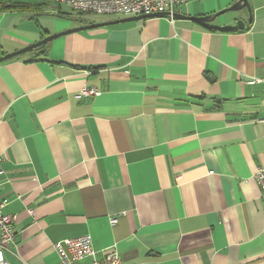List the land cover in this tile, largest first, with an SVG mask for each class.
Wrapping results in <instances>:
<instances>
[{
    "label": "crops",
    "instance_id": "crops-1",
    "mask_svg": "<svg viewBox=\"0 0 264 264\" xmlns=\"http://www.w3.org/2000/svg\"><path fill=\"white\" fill-rule=\"evenodd\" d=\"M235 1L186 0L173 21L75 31L0 62L10 264H57L54 244L82 235L122 264H264V195L253 178L264 166V0H248L251 18L246 8L198 18ZM34 3L55 16L19 34L1 13L0 57L130 17L76 22L62 5ZM91 87L99 93L78 96Z\"/></svg>",
    "mask_w": 264,
    "mask_h": 264
},
{
    "label": "built area",
    "instance_id": "built-area-1",
    "mask_svg": "<svg viewBox=\"0 0 264 264\" xmlns=\"http://www.w3.org/2000/svg\"><path fill=\"white\" fill-rule=\"evenodd\" d=\"M47 3L65 5L75 14H114L122 16H137L160 14L167 15L171 21L179 5L186 0H43ZM99 90L96 87L84 88L78 94L97 95ZM263 126L264 140V117L258 120ZM2 172L0 157V173ZM253 178L264 195V166H258ZM5 201L0 197V264H10L4 257L7 245L14 244L13 224L15 215L5 213L3 208ZM29 212H32L29 210ZM112 222L115 218L111 219ZM58 254L57 264H122V259L116 249L98 251L92 246L89 235H82L75 238L62 239L54 244Z\"/></svg>",
    "mask_w": 264,
    "mask_h": 264
},
{
    "label": "water",
    "instance_id": "water-1",
    "mask_svg": "<svg viewBox=\"0 0 264 264\" xmlns=\"http://www.w3.org/2000/svg\"><path fill=\"white\" fill-rule=\"evenodd\" d=\"M246 8L248 13H249V18H251V8L249 5L248 0H236L232 5H230L229 7L218 11L216 13H214L213 15L210 16H203V17H198L200 20L203 21H209L211 19H213L215 16H218L226 11L232 10H239V9H243ZM160 14H149V15H137V16H130V17H125L122 19H117V20H113V21H107V22H101V23H88L86 25H81V26H76V27H72V28H68L66 30L57 32V33H53L51 35L45 36L42 39L36 41L35 43L28 45L26 47H23L19 50H16L14 52L11 53H7L3 56L0 57V62L4 61V60H8L12 57H15L17 55H20L22 53H25L27 51H31L33 49H36L38 46H42L44 44H46L48 41L57 38L61 35L67 34V33H71V32H75V31H80V30H85V29H89V28H94V27H98V26H102V25H109V24H114V23H118V22H124V21H130V20H137V19H141V18H146V17H150V16H158ZM175 16H177L175 14ZM237 27L239 29H242L244 27V23L242 21H237Z\"/></svg>",
    "mask_w": 264,
    "mask_h": 264
},
{
    "label": "rangeland",
    "instance_id": "rangeland-1",
    "mask_svg": "<svg viewBox=\"0 0 264 264\" xmlns=\"http://www.w3.org/2000/svg\"><path fill=\"white\" fill-rule=\"evenodd\" d=\"M7 3H14V2H29V3H34L40 0H3ZM54 5V4H51ZM55 6V5H54ZM57 6V5H56ZM62 8L65 10H69V8L65 5H62ZM43 13L38 14L37 11L35 10H27V9H20V8H15L11 10H6L5 12H8L9 14L14 15L12 18L13 20L9 24L10 29L14 30L15 32L19 34H30L31 31H33L35 28L39 29L40 24H46L48 19H51V17L55 16V13L51 10L49 7H43L42 8ZM57 12V10L55 11ZM3 12H0V15ZM53 15V16H52ZM64 18H69L72 21L77 22V17L79 16H84L85 19L89 17H93L91 14H75L72 12H69L68 15H62ZM63 18V17H59ZM39 25V26H38Z\"/></svg>",
    "mask_w": 264,
    "mask_h": 264
},
{
    "label": "trees",
    "instance_id": "trees-1",
    "mask_svg": "<svg viewBox=\"0 0 264 264\" xmlns=\"http://www.w3.org/2000/svg\"><path fill=\"white\" fill-rule=\"evenodd\" d=\"M42 6H43V3H41V4L40 3L39 4H37V3H26V2L7 3V2H5L3 0H0V12H4L6 10H11V9H15V8L27 9V10H36L39 7L41 8ZM44 45L38 46L36 49L37 50H42V52H45L43 50L44 49ZM40 55L41 54H38L37 56H40Z\"/></svg>",
    "mask_w": 264,
    "mask_h": 264
}]
</instances>
